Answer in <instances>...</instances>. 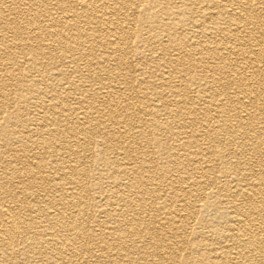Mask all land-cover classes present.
I'll list each match as a JSON object with an SVG mask.
<instances>
[{"label":"bare ground","instance_id":"6f19581e","mask_svg":"<svg viewBox=\"0 0 264 264\" xmlns=\"http://www.w3.org/2000/svg\"><path fill=\"white\" fill-rule=\"evenodd\" d=\"M49 1L51 7L61 6L62 14L57 17L46 15V23L52 30H47L46 34L43 32L42 35L48 37V40L55 38L61 40L62 50L66 53L65 64L69 68L60 73L68 78L64 82L51 84L50 91H44L40 97L35 98L34 106L40 111V122L36 121L32 127H29L22 139L29 141L32 149H38L40 152L32 153L33 159H21L23 162L20 165L6 169V175L15 174L11 178L13 182L4 176L10 186L14 184L17 189L35 188V190L21 195V191H7L4 187L6 184L0 181V264H99L98 259L101 255L98 254V249L103 250V248L104 250L117 248L116 254L106 255V257L111 255L115 264H132L138 260L135 258L136 254V257L141 255L140 258L145 256L151 261H156L158 259L156 254L150 255L143 251V239L146 236L152 237L153 242L158 245L165 243L161 256L164 262L167 260L168 264H173L172 254L176 253L180 256L186 248L187 240L183 237L175 242H162L161 239L175 240L178 237V223L188 224L187 221L195 217L196 211L201 209L200 213H202L206 210V205L208 209L216 210L219 214H228L225 223L212 217L208 221V226L205 214H201L200 223L205 227L225 228L217 245L211 246V250L213 249L215 253L209 257L210 262L207 264H264L263 189L260 188L258 192L255 190L262 196L261 202L248 189L243 191L234 172L238 164L236 162L232 164L231 160L221 162L224 166L221 174L211 179L217 189L220 186L222 188L218 203L210 201L209 204L206 202L204 206L197 207L198 205L187 204L184 199L171 197V203L164 200L159 204L162 207L156 209L158 211L167 207L164 214L156 220L164 229L153 233L151 228L154 227L148 228L151 219L147 221V225L144 224L146 219L143 208L149 204L144 203L143 195H147L148 191L142 183V178L135 174L134 168H131L133 159H128L124 150L127 141L132 140L133 128L137 127L136 122L125 120V116L133 109L134 102L130 97H122L123 92L126 88H130V85L150 83L175 89L176 85L181 84L195 83L200 86L203 84L200 93L210 100L207 106L201 108L188 106V109L184 105L180 106L186 102L179 94L172 89L168 93L171 102L175 101L176 105L179 104L174 112L176 116L178 112H184V109H188L184 112V115L188 116L199 110L203 112L205 121H211V124L207 123L201 130L186 131L177 128L174 132L169 131L174 142L179 141L181 137L184 140L175 145L174 153L167 158V162L177 167L174 169L176 172L184 169L185 164L190 167V175L188 174L187 177L170 179L174 183H179L178 188L175 187L174 190L183 193L196 191L195 197L200 204L206 197L203 193V184L211 183L208 178L210 170L205 168L207 162L213 160L211 152L207 155L203 154L204 152L198 147L210 133L225 130L231 132L236 124L244 121L235 114L237 109L234 103L239 101V97L232 100L231 96L224 93L227 86L213 85L224 79L228 81L239 79L240 83L235 86L236 90H239L243 97L250 95L251 101L254 98L249 90L253 85L249 83L252 82L251 79L260 75L256 74L258 70L256 65L263 63V60H261L262 52L254 53L255 55L251 52H255L253 47L260 48L264 43V31L260 23L255 20V12H261L257 5L264 2L198 0L194 4L196 6H193L196 9L193 10L191 4L181 1L180 6L183 7L181 12L185 16L188 15L187 18H183L180 16L181 12L174 10L172 16L168 18L159 15L157 22H149L142 21L141 16L153 13L149 0H45V3ZM21 2L22 0H15L13 4H21ZM2 5L3 1L0 0V9ZM50 13L49 11L48 14ZM136 18L144 24V26L140 24V27L144 28L138 35L129 28L132 21L135 23ZM17 25L14 27V32L20 36L22 28ZM31 27L38 28V25L34 24ZM31 27L28 29L33 33ZM63 27L66 31L70 30L73 35L68 36L66 33L63 35L61 31ZM178 34H184L187 39L180 40ZM250 35L256 37L253 45L246 41V37ZM37 36L41 35L36 34ZM163 36L167 39H163ZM133 39H136V42ZM37 49L41 54L42 47L38 46ZM233 54H235L234 58ZM231 60L237 63L242 61L243 64L249 65L251 70L248 73L247 70L238 71L231 67ZM192 67L201 70L190 77ZM153 68L158 69L154 77L151 75ZM91 69L93 72L88 75ZM126 75L129 76V80ZM58 87L62 95L54 93ZM160 96L166 100L165 92ZM77 97L79 101L74 102L78 104L77 106H67V101ZM88 99L90 103L87 102ZM257 99L256 95V102ZM84 103H87L90 112L85 109ZM187 104L190 105L189 101ZM153 108L156 113L150 110L146 112L154 118H160L162 111L166 109L159 102ZM211 112L214 115L213 113L211 115ZM188 116L181 117V122L192 127L195 124L192 122L193 119L185 122ZM106 121L112 130L109 132L103 130L99 138L102 139L101 144L106 152L110 151V154L115 156L107 157V154L103 153L98 158L103 166L110 164L116 169L113 171L115 177L111 178L113 181L111 183L115 186L110 193L116 199L113 203H116L117 207H107V201L99 205L102 200L96 204L99 208L105 205L98 215L110 216L108 220L113 226L108 229L111 230V236L115 239L117 247L113 246L111 239L104 237L102 233L99 238L102 248L98 245L96 237L97 230H104V223L102 225L97 220V223L94 221L90 226L84 224V220L92 215L89 213L85 193L78 181L75 157L79 154L78 147L88 148L90 142L87 138L90 139L96 131L108 126ZM153 125L162 128L165 123ZM164 128L167 129V126L165 125ZM236 141V137L231 133L224 135L222 142L225 146L228 145V149L226 152H221V155H233ZM247 143L248 140L241 145L247 148ZM193 144L196 146H193L194 156L184 159V156L188 157V154L185 155L186 148ZM0 153L16 154L15 150L12 152L2 150ZM4 166L0 164V169H5ZM211 168L213 171V167ZM196 174L198 177H194ZM250 176L252 178V175ZM260 183L258 181L257 184ZM104 194L106 192H100L99 197H103ZM241 197H247L248 202H258L253 204L251 209L247 207L246 210H241ZM173 203L178 207H174ZM24 204L27 207L26 211L31 212L29 215L20 212ZM193 207L196 208L195 212L192 210ZM125 210L129 213L126 216ZM209 246L208 243L199 244L194 251ZM186 261L185 259L183 264L197 263V260Z\"/></svg>","mask_w":264,"mask_h":264},{"label":"rangeland","instance_id":"374dc122","mask_svg":"<svg viewBox=\"0 0 264 264\" xmlns=\"http://www.w3.org/2000/svg\"><path fill=\"white\" fill-rule=\"evenodd\" d=\"M2 1L3 7L0 9V152H2V150H6V152H12V150H15L16 154L12 155L0 153V164L5 165V169H0V181L4 182L7 185L4 186L7 191L15 192L17 190L16 192L21 191V195H25L30 190H35V188H29L27 190L24 188L17 189L14 184L12 185L13 187L10 186L4 176H7L11 181V178H13L15 174L13 176H11L10 174L6 175V169H9L16 165H20L21 162H23L21 159H33L31 154L35 152L38 154L40 152V150L38 149H32V144L29 141H25L24 138L22 139V136L29 127H32L33 124L36 123V121L37 123L40 122V111L34 106L35 98H37V96L40 97L42 95V92L44 91H50L51 84L55 85L57 82H64L65 79L68 78V76L63 75L60 72L67 70V68L69 67L65 64L66 53L64 52V50H62L61 40H59L58 38L48 40V37L45 38V36L43 37L42 35L43 32V34H46L47 30H52V28L48 27L46 23V15H52L53 17L61 16V6H55L56 8L51 7V1L45 3V0H22V5L13 4L15 0H1V2ZM149 1L151 3L150 7L153 9V13L151 12L141 15L143 17L142 21L147 20L149 22H157V18L159 15H162V17L164 18H168L169 16H172V12L174 10H177L178 12L183 11V7L180 6L181 1L191 4V7L193 8V10H195L196 8H194L193 6H196L194 4L198 2V0ZM260 2H264V0H261ZM261 4L264 6V3H259L261 7L257 5V8L263 14L256 11L255 20L260 23L261 28L264 31V7ZM49 11L51 12L50 14H48ZM180 16H182L183 18H187L188 15L185 16V14L181 12ZM140 22L141 21L137 20L136 18L135 23L132 21V24L129 27L130 29H132L130 31H133L136 35H138L139 32L144 28L140 27V24L144 26V24ZM17 24H19L22 28L20 36H17L14 32V27L18 26ZM34 24L38 25V28H32L31 26ZM29 27H31V30L35 33H30L28 29ZM61 31L63 32V35L65 33L68 36L73 35V33L71 34L70 30L66 31L64 27ZM36 34H40L41 36L36 37ZM177 36L182 41L187 39V36H185L184 34H178ZM162 38L165 40L167 39L166 36H163ZM255 39L256 37L254 35L246 37V41L250 45H253V41ZM133 41L136 42V39H133ZM38 46L42 47L43 49V51H41V54H39L40 51L37 49ZM242 48L245 49L244 47ZM260 48L253 47V49H255V52H251V54L258 53L259 51L262 52V57H260L262 58L261 60H263V63L256 65V67L258 68L256 74L260 75L256 76L255 79H251L252 82L249 83V85H253L252 89L249 90H251L255 102L253 101V99L251 101L250 95H248V97H243V94L239 90H236L235 86L240 83L239 79H236L235 81H228L227 79H224L218 84L213 85L215 87L227 86L224 89V93L231 96L232 100L239 97V101L234 103V106L237 109L235 114H238L244 120L243 122H241V124L244 122L245 123L242 125L236 124L231 132H229L228 130H225L223 132L219 130L220 132H215L213 134L210 133L205 137L206 140L201 142V145L199 142L200 147H198V149L204 152L203 154L207 155L210 152L212 154L213 162L208 161V164L205 168L207 170H210L208 177L210 181L213 177H218L221 174V169L224 168V166L221 165V162H229L230 160L232 161V164H235L236 162V164L238 165L237 168H235L234 172L238 176L236 178H238V181H240V187L243 189V191L248 189L250 193H253L255 195V198H257V200L261 202L263 198L257 192L261 188L263 189L264 193V43L261 44ZM32 53L36 55L33 56ZM234 55L235 54H233V58ZM236 63L237 61L231 60V67L237 69L238 71L247 70L248 73L249 70H251V67L247 64H243L242 61H238V63ZM92 69L90 70L91 72H89L88 75L92 74ZM153 69H151L152 77H154L158 72V69ZM200 70L201 68L192 67L190 69V77L195 76ZM125 77L127 78V80L130 79L128 75H126ZM256 79L258 81H256ZM86 83H88V81H86ZM130 86V88H126V90L123 92L122 97H130V100L134 102L135 108L132 107L133 109L129 111L125 116V120H127L128 122H136L137 127L133 128L134 131L132 130V140L127 141L124 150L128 155L127 158L133 159L131 168H134V170L136 171L135 174L142 178V183H144L145 189L148 191L147 195H143V197L145 198L144 203L149 204L143 208L145 210V213L143 215L145 216L146 222L151 219V223L153 225L150 223L151 226L149 225L148 228L154 227L151 228L153 229V231L151 232L156 233V230L162 231L164 229L158 224V222H156V220L160 216H162L167 209V207L165 206L164 209H159L158 211H156L157 207H162L161 205L159 206V204L164 202V200H167V202L171 203V197L180 198L184 199L187 204H190L192 206L198 205L197 207H200L202 205L204 206L206 202L209 204L210 201L215 203L219 202L218 198L222 193V188L220 186V188L217 189L215 182L212 181L209 184H203V193L204 197H206L200 204L197 202V198L195 197L196 191L192 193H183L182 191L178 190L176 192L174 189L175 187L178 188L177 186L179 183H174L170 179H176L179 178V176L187 177L188 174L190 175V167H187L185 164V166H183L184 169L176 172L174 169H177V167L167 162V158L171 157L174 153L173 149L175 145H178V142L182 143L184 140L183 137H181L179 141L174 142V138L171 136L169 131L174 132L177 130V128H181L186 131L191 129L201 130L204 126L207 125V123L211 124V121H205L202 111L200 112L199 110H197V112H193L192 115H184V112L188 111L189 109L188 106L194 108H201L204 105L207 106V102L210 100V98H206L202 93H200L201 88H203V84L201 86L195 83H189L187 85L181 84L176 85L175 89H168V87L164 85H152L150 83ZM170 89L177 92L179 96L186 102L184 104H181L180 106L184 105L188 108L184 109V112H178L177 116L176 114H174V112L177 110L179 104L176 105L175 101L171 102V97L168 95ZM163 92H165L167 95L166 100H164L160 96ZM54 93L62 95L59 87L54 91ZM239 93L241 94L239 95ZM256 95L258 97L257 102ZM78 97L77 99L74 98L73 100L71 99L67 101V106H77L78 104H74V102L79 101ZM187 101H189L190 105L187 104ZM87 102L90 103V99H88ZM157 102L163 104V106L166 107V109L162 111V116L160 118H154L150 116L148 112H146L147 110H150L152 111V113H156L153 107H155ZM83 105L86 106L87 103H84ZM246 108L247 110H245ZM85 109H88L87 111L89 112L91 111L88 106H86ZM212 113L213 112H211V115ZM187 116L189 118L185 120L186 123L192 119V122L195 123L192 125V127H188L181 122L182 120L180 118ZM106 122L108 124V126H105L106 128L104 127L101 131H96L93 135H91L90 139L87 138V141L90 142L87 149L84 147H78L79 154L75 157L76 170L78 171L79 176L78 181L85 193V200L89 205V213L92 215L88 219L84 220V224L85 226H90L93 225L92 222L94 221L97 223V220H99L102 225L104 223L105 226L103 231L97 230L98 227L96 228L97 243L102 248L103 246L100 244L99 240V238H101L102 236V233L104 234V237L108 238L109 240L111 239L110 242L111 244H113V246L117 247V244H115L114 242L115 239H113V237L111 236V230L108 229L109 227L113 226L108 220L110 216H107L106 214H102L100 216L98 215L105 205L100 208L98 206L100 204H104L106 201L108 202L106 204L107 207H117L116 203H113L116 201V199L113 198L110 193V191L113 190L115 186L111 183L113 182L111 178L115 177L113 171H116V169L113 165L110 164L103 166L98 158V156L103 153L107 154V157L111 156L113 158V156H115V154H110V151L106 152L103 145L101 144L102 139L99 138L102 136L100 134L103 130L105 132H109L110 130H112V128L109 127L110 124L108 123V121ZM154 123L159 125L165 123L167 129L164 128L165 125L162 128L155 127L153 125ZM230 133L237 139L235 143L236 146H233V151H235V153L233 155H221V152H226V150L228 149V145L225 146V143L222 142L223 137L224 135H229ZM242 136L245 138L242 139ZM246 140H248L249 142L247 143V148L241 145L242 143H245ZM23 146L25 147V151H23ZM193 146H195V144L186 148L185 151L187 153H185V155L188 154V157L184 156V159H188L194 156L193 150H195V148ZM261 148L263 151L261 150ZM86 150H88L89 152ZM194 164L197 165L196 163ZM211 167H213V171ZM249 174L252 175V178H250L251 176ZM24 177L23 179L26 180V177ZM194 177H198V174H196ZM150 178L152 181L149 180ZM258 181L261 182L259 184L260 186L257 184ZM221 183H223V181H221ZM231 189L233 190L234 187L232 186ZM173 190L175 193L172 192ZM100 192H106V194H104L103 197H99ZM209 192L211 193L210 195L208 194ZM99 200L102 201H100L99 205L97 206L96 203ZM240 200L242 201H240L241 210H246L247 207L251 209L252 205L258 202H248L249 200H247V197H241ZM260 202L258 204H260ZM262 203H264V201ZM173 206L178 207L177 205L175 206L174 203ZM205 208L206 210L202 213L205 214V218L207 219V226L209 223L208 221H210L212 217L214 219H217L218 221L225 223V220L228 217L227 213L219 214V212L216 210L212 211L211 209H208L207 205ZM26 210L27 207L26 204H24L20 212L29 215V213L31 212H29V210ZM192 210L195 212L196 208L193 207ZM200 210L196 211L197 213L195 214V217L193 216L192 219H189L187 221L188 224L182 222L178 223V237H176L175 240H173L172 238L161 239L162 242H175L183 237L187 240L186 248L180 253V256L176 253L172 254L173 264H183L185 259L187 260L186 262H194L197 260L196 264H207L210 262L209 257L215 253L212 251L213 249L211 250V246L217 245L219 237L222 232L225 231V228L221 229L220 227L216 226L205 227V225L200 223L202 214L200 213ZM127 214L129 213L127 210H125V216ZM146 222L144 223L145 225L148 224V222ZM153 241L154 240L152 237H144L142 248H144V252H147L150 255L156 254V258L158 259L156 261H151L150 258L145 256L144 258H140L141 255H138L139 257H136V254L135 258H137L138 260L132 264H168V261L166 260L164 262L162 258L163 256H161V253L164 252L162 250V247L165 246V243H161L158 245ZM204 243L210 244L209 248H200L194 251L196 246ZM117 251V248H113V250L106 248L105 250L104 248L103 250L98 249V254L101 255V258L98 259L100 260L99 264H115V262L111 258V255L109 257H106V255L116 254ZM112 256L114 257L115 255Z\"/></svg>","mask_w":264,"mask_h":264}]
</instances>
